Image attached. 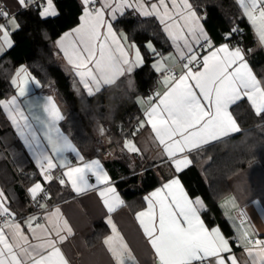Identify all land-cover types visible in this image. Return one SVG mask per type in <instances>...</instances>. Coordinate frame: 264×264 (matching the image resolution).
<instances>
[{
  "label": "snow or ice",
  "instance_id": "1",
  "mask_svg": "<svg viewBox=\"0 0 264 264\" xmlns=\"http://www.w3.org/2000/svg\"><path fill=\"white\" fill-rule=\"evenodd\" d=\"M81 2L83 5L81 23L70 32H65L56 44L64 50L65 56H69L68 51L64 49L63 41L73 33L76 35L78 43L74 42V48L79 64L75 66L84 69V71H78L77 75L81 77L88 94L93 95L90 82L94 83L96 91H99L101 83L112 84L117 75H124L125 71L130 73L133 67L144 62L139 49H136L134 62L126 58L128 54L123 44L116 39L112 23L104 19L105 9L111 8L112 19H115L114 13L124 7L134 8L141 15L156 14L157 16H160V7L164 9L165 15H168L169 8L166 0H158V4H148L146 0H118L114 7L109 0H100V7H94L97 0H81ZM14 3L21 9L37 7L41 18L59 15L53 0H14ZM239 3L257 30L261 43L264 44V0H239ZM171 4L173 8L179 7L177 0H171ZM180 4L183 10H187V15H181V18L189 24L188 34L195 39L197 44H200L202 39L204 44L201 47H206L210 51L201 58L194 51L187 36L182 35L180 38L184 40V47L188 53L186 55L185 52L180 51V57L186 60L183 64V71L179 76L169 73L164 77L166 90L163 94L156 93L155 102L144 113L147 123L151 125L156 139L164 146V152L171 160L177 174L192 163L185 155L186 150L199 148L202 144L240 131L239 125L229 111V108L237 101L246 97L255 114L264 118V82L258 80L249 68L245 59V50L240 47H230L228 43H223L218 47L214 46L189 0H180ZM0 18L8 21L15 29L20 27L15 14L3 8H0ZM169 19H171L170 16ZM161 23H164L163 18H161ZM105 26L107 31L104 34V40H101L100 29ZM165 30H168L167 27ZM235 31L237 29H232V32ZM9 35L7 25L0 24V41L3 42L0 44V53L5 51V46L12 47ZM230 35L231 33L226 34L225 39L227 40ZM108 37H111L113 43L118 45L120 55L125 57L123 64L128 65L127 69L113 66L110 63V54L108 57L105 56V44ZM175 39L177 37L173 36V40ZM124 40H127L126 36ZM97 45H99V58L96 55ZM131 47L136 48L135 45ZM146 47L155 52L150 42ZM177 49L180 50L179 45ZM69 62L75 63L70 56ZM90 64L91 67H89ZM153 67L159 72L163 65L157 61ZM194 67L196 70H193ZM24 71L25 69L21 66L17 70V76ZM96 73L100 75L97 76ZM85 77H89L90 81ZM16 83L14 77L12 84L16 85ZM25 94L26 89L20 87L18 95L24 96ZM148 99L152 101L153 97ZM0 106L8 112L9 118L24 138L25 143L30 148L33 144L35 145L37 162L44 180L51 181L54 177L50 170L54 169L56 164L47 152L41 150L42 145L37 134L40 129L33 128L29 122V116L21 109L17 96L7 101L0 100ZM43 110L47 113V119L36 115H33L32 119L43 126L44 137L52 153L60 156L67 151L76 152V148L68 137L56 127L57 122L62 120L63 116L52 102L51 97L47 98ZM139 127H144L143 121ZM53 132L55 135H52ZM125 148L139 152L132 141L126 140ZM79 159L83 160V157L80 156ZM64 166L61 164V167ZM88 172L96 177L97 183L110 184V177L103 170L99 160L84 163L82 167L68 166V170L62 175L68 178L73 189L79 193L84 188L93 187L88 183L86 175ZM59 183L63 185L65 180L60 178ZM29 192L35 199L38 192H43L41 183L34 184ZM105 193H112V199L117 204H123V201L116 195L114 187L109 186L100 191L99 194L105 207L109 213H112L115 211V206L110 203ZM4 199V193L0 191V216L14 215L5 206ZM145 200L148 201V210L137 213V219L155 251L158 264H238L235 255L231 254L232 250L228 240L221 234L219 227L209 228L201 219L200 213L205 210L204 201L200 197L189 196L179 175H173L162 187L152 192L150 197L146 196ZM153 200L159 205L158 217ZM58 214L59 209L57 208L50 215L58 216ZM143 217L147 220L142 219ZM37 219V217H30L27 224L33 237L41 239L39 244L29 243V237L23 233L18 223L11 224L5 221L6 226L14 229L11 242L5 235L4 228L0 227V264H70L57 246L58 243H63L67 239V235L72 234V228L67 220L63 221L62 227L59 220L53 223L49 219L51 228L37 223L35 228L42 229L44 233V237L41 238L35 237V228H33V221ZM107 223L111 226L113 235L108 236L104 243L108 246V251L116 260V264L134 262L135 257L117 231L111 217L108 218ZM62 232H66L67 235ZM245 236H247L246 233ZM248 242L259 248V264H264V240L249 239ZM245 250L252 256L253 249L246 248ZM224 253H229V255H224ZM253 264H257L255 257H253Z\"/></svg>",
  "mask_w": 264,
  "mask_h": 264
},
{
  "label": "trees",
  "instance_id": "2",
  "mask_svg": "<svg viewBox=\"0 0 264 264\" xmlns=\"http://www.w3.org/2000/svg\"><path fill=\"white\" fill-rule=\"evenodd\" d=\"M193 8L204 17V25L213 43L227 42L232 47L245 50L246 58L260 81L264 82V48L259 44L252 28L243 15L237 0H189ZM59 15L41 18L37 7L20 10L15 16L20 27L11 32L12 47L0 55V100L16 93L12 78L24 64L29 72L46 87L54 84L59 94L70 103L61 121V127L85 157L99 152L101 136L95 130L94 119L104 127L110 145L124 142L122 131L130 127L141 115L137 96H149L157 90L160 73L153 67L158 55L172 49V43L163 25L155 16H141L127 10L113 22L116 30L124 31L143 56V64L133 72L135 88L127 76L89 95L84 89L75 88L73 75L62 66L54 41L80 22L83 5L80 0H53ZM232 29L237 31L232 32ZM231 33L226 40V34ZM152 42L155 52L146 45ZM231 111L240 125V131L207 144L191 153L192 164L178 173L191 197H200L205 204L201 215L208 226L218 225L224 234L234 240L233 229L223 214L219 201L231 191V179L248 164H264V118L257 116L247 99L237 101ZM139 133V132H138ZM137 133V134H138ZM136 134V135H137ZM136 137V136H135ZM207 161L203 167L199 163ZM119 169L120 166L117 165ZM155 163L119 170L116 185L133 211L145 204L144 195L173 176ZM9 176L24 204L28 203L22 182L26 185L38 177L37 169L9 123L0 106V181L3 185ZM50 199L57 191L65 198L73 193L66 185L51 183ZM59 198V199H60ZM13 208H15L13 206ZM31 210H15L20 216ZM15 215V214H14ZM104 226L99 223L97 229Z\"/></svg>",
  "mask_w": 264,
  "mask_h": 264
},
{
  "label": "crops",
  "instance_id": "3",
  "mask_svg": "<svg viewBox=\"0 0 264 264\" xmlns=\"http://www.w3.org/2000/svg\"><path fill=\"white\" fill-rule=\"evenodd\" d=\"M237 1L239 2V0ZM116 2H118V0H109V3L112 4L113 7L115 6ZM146 3L158 4V0H146ZM166 3L168 4V8H169L168 15L164 14V9L162 7L159 8L160 16H157L156 14L141 15L140 12L136 11L134 8H127V7H124L121 10H117L114 13V15L116 19L119 15H121L125 11L133 10L134 12L138 13L141 16H155L160 21V23H161V18H163L164 23L161 24L163 25L164 30L167 27L168 30L167 31L165 30V32L172 43L171 51L162 55V57L166 59V63H167V69L165 74L168 75L169 73H172L175 74L176 76H179L183 71V64L186 63V60L180 57V51L185 52L186 55L188 54L187 49L184 47V40L180 38L182 35L187 36L189 43L192 44L193 46L194 51L201 58L203 55H206L207 52L210 51V49L206 47L201 48L200 46L201 44H204V41L201 39L200 44H197L195 39H193V37L188 34L189 24L188 22H186L184 19L181 18V15H185V16L187 15V10H183V6L182 4H180V0H177V4L179 6L178 8L172 7L171 0H166ZM189 3L191 2L189 1ZM0 4H3L5 6L6 11H9L10 13L15 15L20 10H22L14 3V0H0ZM100 6H101L100 0H97V3L94 5V7H100ZM240 8L242 10L243 15L246 17L247 21L249 22L259 44L264 48V44L261 43L257 30L253 27L247 15H245L244 9L241 7V5ZM196 13L197 16L200 17V23L203 25L204 30L208 33L204 25V17L201 14H199L197 11ZM169 16L171 17V19H169ZM104 19L105 21L112 23L113 32L116 33V39L120 41L121 44H123L124 50L128 54L126 58L130 62H134L135 48H132L131 45H135L137 48L138 46L135 43H132L128 39L127 34L124 31L122 30L118 31L115 29L113 24L115 19H112L111 8L105 9ZM6 23H8V21L3 23L0 22V24H6ZM80 23L81 21L73 28L78 27ZM73 28L67 30L66 32H70ZM100 31L102 33L101 40H104V34L107 31L106 26L102 27ZM170 33L172 35H170ZM63 34L60 35L54 41L55 47L59 53V59L61 61V64L68 73L73 75L75 81V88L84 89L88 93V91L84 88V84L81 81V77L77 75L78 71H84V69L75 66L76 64H79V60L75 55V48H74V42L78 43V38L73 33L72 36L66 38L63 41L64 49L68 51L69 56L75 62V63H70L69 56H65L64 50H62L60 46L56 44V41L59 40L63 36ZM125 36L127 37L126 41L124 40ZM173 36L177 37V39L173 40ZM208 36L210 37L209 33ZM223 43H227V42H220L217 44L213 43V45L218 47ZM177 45L180 46L179 51L177 49ZM109 54L111 56L110 63L113 66L123 67L127 69L128 65L123 64L125 57L120 55L118 50V45L116 43H113L111 37L107 38L105 44V56L108 57ZM96 55L97 58H99V45H97ZM245 59L248 63L249 68H251L252 73L259 80L255 71L253 70L252 66L247 60L246 56ZM140 65H136L135 67H133L130 73L125 71L124 75H117L115 78V82L122 76H127L129 79L130 76L133 74L134 70ZM91 66L92 65L90 64L89 67ZM193 70H196L195 67L193 68ZM15 75H16V71L13 75V78L15 77ZM96 75L99 76L100 74L96 73ZM85 79L90 81L89 77H85ZM163 81H164L163 79L162 80L159 79L158 87L155 93L149 96L139 95L136 98L137 103L141 109V115L139 116V123L143 121L144 127H140V130L138 131L139 133L135 135L136 137L133 140L134 141L136 139L141 140L139 149L143 153L147 152V146H149V144L152 141L155 146L156 152L160 154L159 159L148 157L145 159V163H141V160L139 161L141 157L140 155H142L140 151L137 152L136 154L132 152L133 158L130 157H129L130 159L127 158L126 155H124V152L120 150L121 148H118L120 145L123 144V142L117 144L118 146L116 145V147L113 146L109 148L107 147V145L105 146L100 145L99 152L97 155L93 157H85L82 154V152L77 148V146L74 144L70 134L67 133L65 130H63V128L61 127V121L64 119L70 107V103L64 100V98L59 94V91L54 84L46 87L42 86L40 89L36 90L35 93H29L24 96H19L18 90L20 87L16 83V85H14L16 93L9 98L2 99L7 101L10 100L13 96H17L18 103L21 109L24 111V113L29 116V122L32 124L33 128L40 129L37 134L39 136L40 143L42 145L41 150L47 152L48 155L52 157L53 163L56 164V167L50 170L51 175L54 178L51 181H45L41 173L40 166L37 162V155H36L37 150L35 148V145L33 144V147L30 148L25 143L24 138L19 134L16 127L13 125L11 119L9 118L8 112H6L2 106L9 123L14 128L17 136L23 143L25 149L27 150L29 156L31 157L37 169L38 177L33 181H31L29 184H27L28 189L32 188L34 184L38 182L41 183L42 188L48 187L49 189V185L51 183L54 182L58 184L59 179L63 178L65 180V183L63 185H66L67 188L73 193L72 195L62 199L59 197L60 194L57 193V191L53 193V197L51 198L54 200L55 203L54 207L45 212L44 220L38 221L35 224H33V228H35V225L37 223L45 227L51 228L52 225L49 223V219H50L53 223L59 220L60 226L62 227L63 221L67 220L69 226L72 228V234L67 235L66 232H62V234L67 235V239L63 243H58L57 246L61 249V251L68 259L70 264H116V260L114 259L112 254L108 251V246L105 245L104 243V240L108 236L113 235L111 226L107 223L109 217H111L112 222L116 225L117 231L123 237L124 242L128 245V248L131 250L132 255L135 257L134 262L128 261L127 264H158V259L155 255V251L151 247L148 237L145 236L140 221L137 219V213L145 212L148 210V201L145 200V197L146 196L150 197V194L154 192L157 188L162 187V185L168 179L163 181L162 184L155 187L147 194H145L143 197L145 202L144 206L136 211H133L129 203L126 201L122 193L117 188L116 185L117 179H115V175L118 174L119 170L121 169H126V168L134 169L139 165H146L148 163H153V162L155 163V165L162 166L163 168H166L167 170L170 171L172 170L174 175H177V173H175L174 166L172 165L171 160L164 152V146L161 145L159 141L156 139L155 134L152 131L151 125L147 123L146 117L144 115V113L151 106V104L155 102L156 93L163 94V92L166 90V85L164 84ZM104 86L106 85L101 83L100 89H102ZM90 87L92 88L94 93L97 92L96 85L94 83L90 82ZM50 92H52V94L57 93L58 99H53L52 97L53 95L50 96L49 94ZM48 97L52 98V102L59 109L60 114L63 116V119L57 122L56 127L60 130V132L64 136L68 137V139L71 141L73 146L76 148V152L67 151L62 153L60 156H57L56 154L52 153L51 147L48 144L47 139H45L44 137L43 126L40 125L36 120L32 119L33 115L40 116L42 119H47V113L44 112L43 106L45 103H47ZM149 97H153V100L149 101L148 99ZM243 99H247V98L245 97ZM229 111L232 113L231 107L229 108ZM232 116L235 119L233 113ZM237 124L239 125L238 122ZM235 133L237 132L231 133L229 135ZM52 135H55V132H53ZM106 139H108L106 135L105 137H102V141H105ZM214 141L216 140L210 141L207 144H210ZM108 144H110L109 141ZM207 144H202L199 148ZM199 148H194L190 151L186 150L185 155H187L188 158L192 161L191 153ZM112 153L116 154L117 157L115 159H111L107 157ZM80 156L83 157V160L79 159ZM93 160H99L103 170L107 172L108 176L110 177V184L106 185L103 183H97L96 177L91 172H88L86 174L88 183L93 187L84 188L82 191L78 193L73 189L72 184L68 180V178L63 176L62 174L68 170V166L82 167L84 163ZM61 164H64L65 166L61 167ZM117 165L120 166L119 169L117 168ZM181 183L183 184L182 181ZM109 186L114 187L116 189V195H118L119 199L123 201V204H117L112 199L113 196L112 193H105V196L109 199L110 203H112L115 206V211H113L112 213L108 212L107 208L104 205L103 199L99 194L100 191H102L103 189ZM184 189L185 191H187L185 186ZM0 191H3L4 193L5 199L3 202L5 206L10 211H12L15 214V216H16L15 210L19 211L20 209L23 210L25 207H29V206L31 207V210L25 212L24 214H21L20 216H16L9 222L11 224H17V223L20 224L23 233L29 237V243L31 244L41 243V239L34 238L33 233L29 231L28 228L27 221L29 220L30 217H34L35 214L33 212V208L27 194L26 196L28 199V203L24 204L22 199L19 197L15 185H13L12 178L10 176L8 178V182L6 185H3L0 181ZM153 203L155 205V212L158 217L159 205L155 204L154 200ZM219 204L223 211L224 216L226 217V219L228 220V222L230 223L233 229L234 232L233 237L235 242L232 243L231 239L224 234V232L218 225L212 227H219L221 234L228 240L229 246L231 247L232 250L231 254L235 255L238 264H253V257L257 259V264H259L260 250L258 247H254L252 244H250L248 242V238H252L254 240L256 239L264 240V164L255 161L248 164L244 169L238 172L231 179V191L220 199ZM13 206L15 208H13ZM57 208L59 209L58 216H51L50 214L54 212ZM241 213H243V215H241ZM200 216L201 219H203L201 213ZM46 217H48V219H46ZM142 219L147 220L146 217H143ZM101 222L104 223V226H101L97 229V225ZM205 224L207 227L212 228L208 226L206 222ZM0 227L4 228L5 235L8 237L9 241L11 242L13 240L14 229L6 226L5 224H0ZM245 233L247 234V236H245ZM35 237H41V238L44 237V233L42 229L35 228ZM246 248L253 249L252 256H250L249 253L245 250ZM224 255H229V253H224Z\"/></svg>",
  "mask_w": 264,
  "mask_h": 264
},
{
  "label": "rangeland",
  "instance_id": "4",
  "mask_svg": "<svg viewBox=\"0 0 264 264\" xmlns=\"http://www.w3.org/2000/svg\"><path fill=\"white\" fill-rule=\"evenodd\" d=\"M17 20V19H16ZM6 25H7V27H8V29H9V32H10V35H9V39L12 41V44H13V39H12V37H11V32L13 31V30H15V28H14V26L13 25H11V24H9V23H6ZM3 42L2 41H0V44H2ZM151 44H152V46H153V48L155 49V47H154V45H153V43L152 42H150ZM8 49V47L7 46H5V51ZM136 49H138L137 47L135 48V52H136ZM4 51V52H5ZM139 51H140V49H139ZM4 52H2V53H4ZM2 53H0V55L2 54ZM142 54V52L140 51V55ZM142 56V55H141ZM136 57H134V59H135ZM142 58H143V56H142ZM157 61H160L161 62V64L163 65V68H162V70L161 71H159L160 72V79L162 80H164V77H165V73H166V69H167V63H166V59L164 58V57H162V55H158V57L154 60V62H153V64L154 63H156ZM21 66H23V68L25 69V71L24 72H20V74H19V76H17V70L19 69V68H21ZM15 78H16V81H17V85L19 86V87H24L25 89H26V94H29V93H35V91L36 90H38V89H40L41 87H42V84L40 83V81L34 76V75H32L27 69H26V67H25V65L24 64H21V65H19V67L16 69V75H15ZM38 82V83H37ZM129 84H130V87L132 88V89H134L135 88V79H134V77H133V74L130 76V78H129ZM50 85H53V84H50ZM49 86V85H48ZM18 93H19V90H18ZM25 94V95H26ZM50 94V96L51 95H53L52 97H53V99H58L57 98V93H53L52 94V92H50L49 93ZM94 122H95V130L97 131V133L99 134V136H101V140H100V143H99V146L100 145H103V146H105V145H107V147L109 148V147H113V146H115L116 147V145L117 144H114V145H110V144H108V139H106L105 141H102V137H105V135H104V127L102 126V123L98 120V119H94ZM102 133V134H101ZM126 140H128V141H132L134 144H135V146H136V148H140V142H141V140H139V139H136L135 141L134 140H130V139H128V138H126L125 140H124V142H123V144L122 145H120L118 148H121L120 150H122L123 152H124V155H126V157L127 158H133V154H132V152L133 151H129L127 148H125V141ZM118 146V145H117ZM114 147V148H115ZM114 151V150H113ZM139 151H140V149H139ZM141 152V151H140ZM146 152V151H145ZM135 154L137 153V152H134ZM142 153V155H140L141 157H140V159H139V161L141 160V163H145V159L146 158H148V157H151V158H154V159H159V156H160V154L159 153H157L156 152V150H155V146H154V144H153V142L151 141V143L149 144V146H147V152L146 153H143V152H141ZM108 158H111V159H115L117 156H116V154L114 153H112V154H110L109 156H107ZM129 158V159H130ZM207 161V159L206 160H202V161H200V163H199V165H200V167H203V165H204V163Z\"/></svg>",
  "mask_w": 264,
  "mask_h": 264
},
{
  "label": "built area",
  "instance_id": "5",
  "mask_svg": "<svg viewBox=\"0 0 264 264\" xmlns=\"http://www.w3.org/2000/svg\"><path fill=\"white\" fill-rule=\"evenodd\" d=\"M33 7H35V6H33ZM0 8H3L4 10H6V8L3 4H0ZM0 22L3 23V22H6V20L3 18H0ZM201 45H203V44H201ZM201 48H204V47H201ZM139 125H140V123H139V118H138L133 122V124L130 127L123 129V131H122L123 135L126 138L133 140L135 138V135L140 130ZM21 183H22V186H23V188H24V190H25V192H26V194L30 200V203L32 205L33 212L35 214L34 217L38 218L37 220L33 221V224H35L38 221L44 220L45 212L47 210L52 209L55 205V203L50 199L48 187H44L43 192H38L35 199H34L32 197V194L29 192L28 186L24 182H22V180H21ZM41 205H43V207H41ZM10 212L13 213L12 211H10ZM15 217H16L15 215L9 216L8 214H5L4 216H0V224H5V221L9 222ZM249 239L254 240L252 238H248V241H249Z\"/></svg>",
  "mask_w": 264,
  "mask_h": 264
}]
</instances>
